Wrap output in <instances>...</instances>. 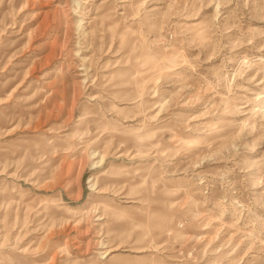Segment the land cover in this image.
Masks as SVG:
<instances>
[{
	"label": "rangeland",
	"instance_id": "obj_1",
	"mask_svg": "<svg viewBox=\"0 0 264 264\" xmlns=\"http://www.w3.org/2000/svg\"><path fill=\"white\" fill-rule=\"evenodd\" d=\"M0 264H264V0H0Z\"/></svg>",
	"mask_w": 264,
	"mask_h": 264
}]
</instances>
